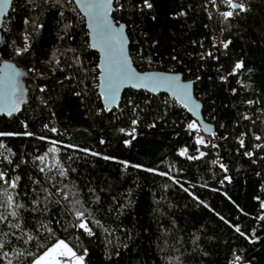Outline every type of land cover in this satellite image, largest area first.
<instances>
[{"label":"trees","instance_id":"1","mask_svg":"<svg viewBox=\"0 0 264 264\" xmlns=\"http://www.w3.org/2000/svg\"><path fill=\"white\" fill-rule=\"evenodd\" d=\"M239 2L225 16L223 0H113L134 64L150 58L192 77L221 131L189 159L177 150L193 152L194 118L168 94L126 89L103 108L98 54L73 0H13L5 51L29 44L0 62V85L13 71L22 90L11 115L0 102V264H33L58 239L85 264H264V0ZM167 158L175 171L162 168Z\"/></svg>","mask_w":264,"mask_h":264},{"label":"water","instance_id":"2","mask_svg":"<svg viewBox=\"0 0 264 264\" xmlns=\"http://www.w3.org/2000/svg\"><path fill=\"white\" fill-rule=\"evenodd\" d=\"M13 0H0V48L3 50L5 54V45H4V36L3 30L1 29V23L3 21L4 15L10 10ZM80 14L83 16L84 24L87 30L88 35V44L91 49L95 50L98 54V59L96 63L97 68V93L100 97V101L105 110H111L112 108L119 105L122 94L126 89H135V90H145L150 93H166L172 98H174L177 102H179L188 113L196 119L201 129L207 133L215 132L216 128L214 125L205 120L202 114V102L195 96L193 83L184 79L181 72L179 71H167L162 69H139L133 62L131 57V53L129 51V37L126 31V24L124 20L120 18H116L113 13V0L111 3V11L108 14V19L111 22L114 29L118 30L117 40L118 43H115L113 47L116 51V61L119 62L121 60H126L128 62L129 70L139 78V80L133 79L131 81L125 80L121 83L119 87V91L116 95V100L114 103H109L108 99L105 97V93L107 91L106 88V69L107 64L105 61V45L99 35L95 21L90 19L83 5V0H73ZM234 4L240 5L238 1H234ZM123 48V52H120L119 49ZM7 54V53H6ZM9 61V60H3ZM5 72V73H4ZM6 72L3 70L1 74L2 77H5V83L2 82L0 85V102L6 99L13 94L15 76L12 73ZM9 73V75L7 74ZM6 74V75H5ZM10 76V77H9ZM3 77V79H4ZM8 77V78H7ZM172 81V86H164L158 87L155 90L149 87H136L135 85L141 81H149V80H169ZM9 80V81H8ZM177 85L183 86L187 85L186 89H182L177 87ZM218 134L221 133L220 130L216 131Z\"/></svg>","mask_w":264,"mask_h":264},{"label":"snow or ice","instance_id":"3","mask_svg":"<svg viewBox=\"0 0 264 264\" xmlns=\"http://www.w3.org/2000/svg\"><path fill=\"white\" fill-rule=\"evenodd\" d=\"M7 0H5V3ZM112 0H83L84 8L90 19L95 21L96 29L101 36V39L105 45V61L107 64L106 69V88L105 97L108 99L109 103H114L116 100V95L119 91L121 83L125 80L131 81L133 79L139 80L128 68V62L126 60L116 61V49L113 47L115 43H118L117 40L118 30L114 29L111 22L108 19V14L111 11ZM228 3L231 4L233 8L240 7L243 8V5L232 4V0H228ZM147 7L151 8L152 5L147 3ZM225 16H231L232 13L228 12L224 14ZM227 47V44H225ZM120 52H123V48L119 49ZM241 64H237L236 67H241ZM136 87H149L151 86L153 90L158 87L172 86L171 79L169 80H149L138 82ZM16 87H14L13 94L9 97H6L3 104L2 110L6 111L9 115L13 112L18 111L19 108V97L15 94ZM182 89H186L187 85H177ZM136 121H133L135 124ZM189 128H196L197 125L192 123L188 126ZM198 143H204L202 139L198 140ZM243 143V142H241ZM181 154H184L183 152ZM95 155V153H94ZM203 155V153L201 154ZM223 167V165H221ZM12 187H15L13 183ZM11 200V197H9ZM15 215V213H13ZM78 217H83V212L76 213ZM3 217H0L2 219ZM79 227L86 232H90L86 223H80ZM239 231V228L236 229ZM62 258H65L62 260ZM83 257L77 256L76 252L65 243L63 240H58L50 248L44 251L39 255L33 262V264H83Z\"/></svg>","mask_w":264,"mask_h":264},{"label":"built area","instance_id":"4","mask_svg":"<svg viewBox=\"0 0 264 264\" xmlns=\"http://www.w3.org/2000/svg\"><path fill=\"white\" fill-rule=\"evenodd\" d=\"M234 1H238L239 0H232V4H234ZM210 2V0H208V3ZM223 3L225 4V6H223L220 9V12L224 15L225 13L228 12H233V7L231 6V4L228 3V0H223ZM240 5H242L241 2H239ZM212 6V5H210ZM114 7V6H113ZM214 8V7H212ZM182 12V11H181ZM212 14L214 15V17L216 18L217 13L215 9H212ZM5 28H8V23L5 21V19L3 18V21L1 23V29L4 30ZM212 43L213 46L217 48V50L222 53L223 49H224V42L220 37V31L218 29H216V31L214 32L213 36H212ZM28 40L24 39L21 43H18L17 41H13L10 42L7 47H9V51H6L7 54H4L1 50H0V62L3 60H9V61H15V59L13 58V54L20 52L22 49L27 48L28 47ZM201 47H204L205 45L203 44V42L200 43ZM205 48V52L208 53L209 51V47L206 46ZM132 57V56H131ZM137 61V59H136ZM134 62V61H133ZM24 67V66H23ZM25 70H27L26 67H24ZM139 69H162V70H167V71H177L178 69H176V67H172L170 65H164L161 62H158L156 60L150 59V58H145L143 60L142 63H140ZM183 76V75H182ZM184 79H188L191 82H193V78L188 76L185 77ZM239 81L241 82V79H239ZM194 89V87H193ZM195 96L199 99L200 97L195 93ZM41 99H45L44 95L41 94ZM176 103L178 104L179 102L176 101ZM261 114V110L259 108L255 109L254 111L248 113V114H244L243 118H247V119H251L253 116L255 115H259ZM133 121H136L135 116H133L131 118V121L129 122V124H127L126 126L123 127L124 131H133L136 129V123L133 124ZM192 123H195L197 125L196 128H189L188 126ZM185 129L186 131H188L189 134H191L193 143L195 145L193 152H191L188 148L187 145L183 144L179 147V149L177 150V152L182 155V156H186L187 158L191 159L194 157H198L202 154V150H201V146L205 145V144H217L220 140V136L217 135L215 132H211V133H207L205 131H203L200 127V125L198 124V122L194 119H192L191 121H187L185 122ZM243 133V132H242ZM242 133L238 136V140L241 141L243 139V135ZM202 139L204 141V143H198V140ZM184 154H181V153ZM245 153H247V155H249L251 153V149H246ZM215 162L219 163L220 165H225V161L223 160L222 156H217L215 159ZM257 225H261L264 224V209L260 212L259 214V218L256 222ZM76 252V251H75ZM77 256H79L80 254L78 252H76ZM65 258H62V260ZM242 258L235 256L231 258V262L233 264H238L239 262H241Z\"/></svg>","mask_w":264,"mask_h":264},{"label":"rangeland","instance_id":"5","mask_svg":"<svg viewBox=\"0 0 264 264\" xmlns=\"http://www.w3.org/2000/svg\"><path fill=\"white\" fill-rule=\"evenodd\" d=\"M5 54H6V52H5ZM21 94H22V90L19 93V97H20ZM177 167H178V165L175 162V160H171V159L167 158V159L163 160V162H162V168H164L165 170L175 171L177 169ZM58 240H63L65 243H67L70 246V244L64 239H58ZM73 251H75V250H73ZM79 254H80L79 256H82L84 258V255L82 253H79ZM83 264H85L84 259H83Z\"/></svg>","mask_w":264,"mask_h":264},{"label":"crops","instance_id":"6","mask_svg":"<svg viewBox=\"0 0 264 264\" xmlns=\"http://www.w3.org/2000/svg\"><path fill=\"white\" fill-rule=\"evenodd\" d=\"M55 242H57V240H56ZM55 242H54L53 244H55ZM53 244H51L48 248H50ZM48 248H47V249H48ZM71 248H72V247H71ZM47 249H46V250H47ZM72 249H73V248H72ZM46 250H44V251H46ZM44 251H43V252H44ZM43 252H42V253H43ZM42 253H41V254H42ZM38 256H39V255H38ZM38 256H37V257H38ZM37 257H36V258H37ZM36 258H35V259H36ZM35 259H34V260H35Z\"/></svg>","mask_w":264,"mask_h":264},{"label":"bare ground","instance_id":"7","mask_svg":"<svg viewBox=\"0 0 264 264\" xmlns=\"http://www.w3.org/2000/svg\"><path fill=\"white\" fill-rule=\"evenodd\" d=\"M0 50L3 52V50L0 48Z\"/></svg>","mask_w":264,"mask_h":264}]
</instances>
